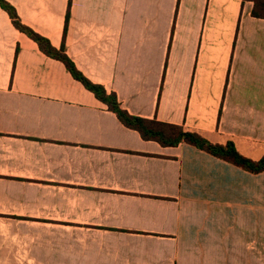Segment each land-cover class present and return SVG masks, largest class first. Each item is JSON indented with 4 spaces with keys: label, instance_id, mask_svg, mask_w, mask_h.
Masks as SVG:
<instances>
[{
    "label": "crops",
    "instance_id": "crops-1",
    "mask_svg": "<svg viewBox=\"0 0 264 264\" xmlns=\"http://www.w3.org/2000/svg\"><path fill=\"white\" fill-rule=\"evenodd\" d=\"M5 1L131 115L264 156L253 2ZM0 264H264V172L143 140L0 6Z\"/></svg>",
    "mask_w": 264,
    "mask_h": 264
},
{
    "label": "trees",
    "instance_id": "trees-1",
    "mask_svg": "<svg viewBox=\"0 0 264 264\" xmlns=\"http://www.w3.org/2000/svg\"><path fill=\"white\" fill-rule=\"evenodd\" d=\"M242 1L243 3L247 1L253 2L252 16L264 19V0ZM0 6L9 14L16 28L35 40L41 50L48 56L62 61L76 80L80 81L96 98L106 104L124 126L136 130L143 140L157 142L162 147H177L180 144H189L248 173L256 175L264 172V156L258 160L245 157L238 152L232 141H227L224 145L215 144L197 132L187 130L181 125L131 115L121 107L116 94H108L103 86L92 83L78 71L75 64L66 55L63 47L60 50L53 48L46 39L22 25L16 10L5 0H0Z\"/></svg>",
    "mask_w": 264,
    "mask_h": 264
}]
</instances>
